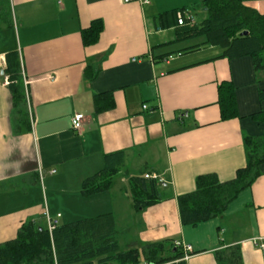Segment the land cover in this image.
Here are the masks:
<instances>
[{
  "label": "crops",
  "instance_id": "obj_1",
  "mask_svg": "<svg viewBox=\"0 0 264 264\" xmlns=\"http://www.w3.org/2000/svg\"><path fill=\"white\" fill-rule=\"evenodd\" d=\"M200 2L8 0L11 23L0 25V243L27 219L46 224L45 212L60 224L112 211L124 243L182 240L192 246L185 264H217V250L237 245L243 264H264V161L222 215L195 225L179 218L177 195L193 191L199 175L233 179L246 162L244 138L264 137V70L254 69L252 57H220L216 46L197 47L204 39L192 42L201 37L180 40L175 25L159 27L158 14L179 8L200 22ZM242 2L264 13V0ZM96 19L100 37L84 46L81 30ZM14 49L25 131L14 129L4 75L5 54ZM221 83L234 88L236 117L221 118ZM97 94L104 95L99 111ZM76 113L84 117L79 130L71 124ZM120 150L117 185L82 195V181L103 168L104 154ZM144 171L166 181L170 196L136 211L128 178Z\"/></svg>",
  "mask_w": 264,
  "mask_h": 264
},
{
  "label": "trees",
  "instance_id": "obj_2",
  "mask_svg": "<svg viewBox=\"0 0 264 264\" xmlns=\"http://www.w3.org/2000/svg\"><path fill=\"white\" fill-rule=\"evenodd\" d=\"M199 7L206 8L203 10L205 17L200 22L183 16L179 24L177 12H183L185 8L160 13L156 20L161 28L175 25L177 39L204 37L197 47L216 46L221 50L219 56L229 59L250 55L254 69L264 70V13L244 5L242 0H201ZM10 16L8 0H0V25L8 26ZM102 29L101 20L91 21L88 27L81 30L83 45L95 44ZM244 31L246 34H242ZM5 62L4 75L7 76L13 110L17 114L13 120L14 129L25 131L29 129V120L17 49L6 52ZM85 74L89 79L93 77L88 70ZM103 96H94L95 111L102 109ZM260 98H264V91L260 92ZM107 103L110 106L109 99ZM218 103L222 119L236 117L234 88L230 83L219 85ZM244 148L245 165L236 170L233 179L221 182L215 174L199 175L193 191L176 196L181 224L195 225L222 215L227 205L260 175L259 165L264 161V137L246 136ZM124 159L123 150L104 154L103 168L82 181L80 193L87 196L113 189ZM146 173L144 171L128 178L127 190L136 211L170 196L166 181L146 178ZM119 233L120 228L112 211L55 224L51 232L46 224L27 219L20 224L14 238L0 243V264H138L141 260L162 263L182 255L172 240L137 246L129 241L124 243ZM215 259L217 264H243L237 245L217 250Z\"/></svg>",
  "mask_w": 264,
  "mask_h": 264
},
{
  "label": "built area",
  "instance_id": "obj_3",
  "mask_svg": "<svg viewBox=\"0 0 264 264\" xmlns=\"http://www.w3.org/2000/svg\"><path fill=\"white\" fill-rule=\"evenodd\" d=\"M125 1H127V0H125ZM137 1L141 4H147L149 2V0H137ZM183 16L191 18L193 20L190 12H188L187 10H184L183 12L178 11L177 17H178L179 24H181V20H182ZM7 81H8L7 76H5V82H7ZM24 83H25V80H24ZM145 107H146V105L143 106V108H145ZM83 119H84V117H83L82 113L74 114L71 117L72 127L75 130H79L82 127ZM51 172H54V170H51ZM144 176L146 178L149 177V178H156V179L161 180V177L156 173H146ZM44 218H45L46 226H47L48 230L51 232V230L55 226V222L53 221V219L51 218V216L47 212L44 213ZM172 242L174 244V247L179 248V250L181 251L182 255L180 257L169 260V261H165L162 263H151V262L146 261V262H139L138 264H181V262H185L190 257V255L192 253V246L190 244L182 241V240H179V239L172 240ZM260 245L264 246L263 243H261Z\"/></svg>",
  "mask_w": 264,
  "mask_h": 264
},
{
  "label": "rangeland",
  "instance_id": "obj_4",
  "mask_svg": "<svg viewBox=\"0 0 264 264\" xmlns=\"http://www.w3.org/2000/svg\"><path fill=\"white\" fill-rule=\"evenodd\" d=\"M203 39H204L203 37H201V38H196V39H194L192 42H194V43H196V42H200V41H202ZM125 215L127 216V212H126V211H125ZM125 215H124V216H125ZM124 216H123V217H124ZM126 216H125V217H126ZM58 220H59V219H58ZM125 222H127V220H125ZM125 222H124V223H125ZM127 225H128V224L124 225V227L127 226ZM128 234H130V233H128ZM128 234H127V238L130 240V239L132 238V236L130 237ZM130 235H131V234H130Z\"/></svg>",
  "mask_w": 264,
  "mask_h": 264
},
{
  "label": "water",
  "instance_id": "obj_5",
  "mask_svg": "<svg viewBox=\"0 0 264 264\" xmlns=\"http://www.w3.org/2000/svg\"><path fill=\"white\" fill-rule=\"evenodd\" d=\"M203 10L205 11V10H206V8H203ZM242 34H246V31H244Z\"/></svg>",
  "mask_w": 264,
  "mask_h": 264
}]
</instances>
